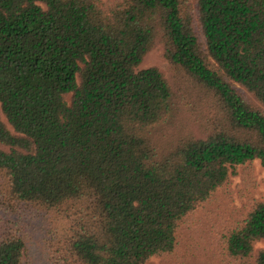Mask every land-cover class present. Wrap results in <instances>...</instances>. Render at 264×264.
<instances>
[{
    "label": "trees",
    "instance_id": "obj_1",
    "mask_svg": "<svg viewBox=\"0 0 264 264\" xmlns=\"http://www.w3.org/2000/svg\"><path fill=\"white\" fill-rule=\"evenodd\" d=\"M263 108L264 0H0V264H264Z\"/></svg>",
    "mask_w": 264,
    "mask_h": 264
},
{
    "label": "rangeland",
    "instance_id": "obj_2",
    "mask_svg": "<svg viewBox=\"0 0 264 264\" xmlns=\"http://www.w3.org/2000/svg\"><path fill=\"white\" fill-rule=\"evenodd\" d=\"M109 1V0H105ZM149 66H158L160 67L165 75L169 78H172L174 71L171 68L170 64L167 62L163 55V49L161 46H157L151 50L144 58L141 68ZM251 97V95H250ZM254 103H257L253 97H251ZM259 105V103H258ZM264 109V108H263ZM252 175L254 178V185L250 187V193L258 200L264 201V167L261 164L259 159H255L250 164ZM242 171L243 167H239V175H234L231 177L229 185L227 186L225 196L223 193L219 195L222 198V202H219L222 210H227L228 213L239 208L242 205V200L240 194L243 187L242 183ZM217 203L212 204L214 207L218 208ZM221 211V209H219ZM65 221L57 218L56 216L45 217L40 216L36 217L34 220L29 221L28 229L29 233L27 234V253L25 257L24 264H45L46 258V244L48 240L50 241L49 232L55 234L58 229L60 230L65 226ZM57 235V233H56ZM47 237V238H46ZM58 235L54 240L53 249L57 246ZM48 247V244H47ZM264 249V239L258 240L254 243V254L259 250ZM147 264H169L166 261L162 260L159 257H152Z\"/></svg>",
    "mask_w": 264,
    "mask_h": 264
}]
</instances>
